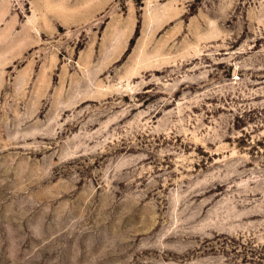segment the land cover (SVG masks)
<instances>
[{
  "label": "rangeland",
  "instance_id": "1",
  "mask_svg": "<svg viewBox=\"0 0 264 264\" xmlns=\"http://www.w3.org/2000/svg\"><path fill=\"white\" fill-rule=\"evenodd\" d=\"M81 1L0 0V264H264V0Z\"/></svg>",
  "mask_w": 264,
  "mask_h": 264
},
{
  "label": "crops",
  "instance_id": "2",
  "mask_svg": "<svg viewBox=\"0 0 264 264\" xmlns=\"http://www.w3.org/2000/svg\"><path fill=\"white\" fill-rule=\"evenodd\" d=\"M67 0H64V2H66ZM103 0H84L82 2L83 4V9L85 10H95V11H101L102 8H100L102 6V4H100ZM64 2H60L59 3L55 2V13L60 11V14L63 16L64 15V11H66V14L70 15V13H73L75 11V9L72 8V5H67L66 9L64 10H60L61 7H63Z\"/></svg>",
  "mask_w": 264,
  "mask_h": 264
}]
</instances>
